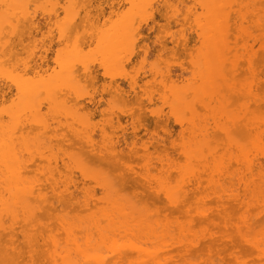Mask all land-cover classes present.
Segmentation results:
<instances>
[{"label":"bare ground","instance_id":"bare-ground-1","mask_svg":"<svg viewBox=\"0 0 264 264\" xmlns=\"http://www.w3.org/2000/svg\"><path fill=\"white\" fill-rule=\"evenodd\" d=\"M188 1L192 5L187 6L183 0H102L107 4V12L103 14L100 2L93 6L92 0H0V264H169L171 259L167 254L173 243H179L178 250L188 255L199 245L200 234L191 229L194 219L199 223H213L212 214L224 213L221 221H227L229 215L232 220L234 213L227 215L226 210L239 205L242 209L239 212H242L238 221H234L233 229L243 243L264 258V228L258 235L250 236L253 232H250L253 229L251 217L264 212V161L260 160L264 159V115L247 117L251 110L249 102H254L258 110L260 101L264 103V94L260 96L253 88L258 82L255 81L258 72L250 56L246 63L252 78L244 79L246 82L239 83L241 86L237 89L238 94L246 98L241 97L246 101L240 105L242 119L240 114L230 113L232 109H228L226 97L229 99V94L225 96V92L230 87L224 92L225 87L222 88L235 77L233 72L238 70L239 64L236 59L241 57L235 54L230 56L233 59L228 58L232 50L228 43L229 18L235 5V16L239 20L246 18V11L241 10L246 0ZM257 1L259 3L255 4L260 8L248 0L244 7L247 11L252 7L249 5L257 7H253L257 10L252 9L257 17L254 21L264 31V16L260 15L264 5L260 6L262 1ZM156 5L163 6L165 15L169 14L165 16L163 12L166 18L182 16L180 25L190 24L191 19L193 24L189 28H194L196 41H199L190 81L187 78L190 75L185 76L189 82L178 86L177 76L171 77L166 60L164 70L156 65L149 69L150 76L162 87V94L161 88L157 89L161 94L159 99L168 104L181 133L188 132L186 139L181 138L174 149L182 162L163 150L164 154L154 155L155 151H150L146 144L151 143L149 140L140 143L141 150L134 149L132 144L135 143L132 139L127 142L126 136H123V143L120 142L119 131L124 135L120 117L116 115L114 121L109 117L98 124L83 102L84 99L93 102L87 87L97 79V70H101L109 79L102 89L112 97L116 111H126L127 97L135 93L136 86L132 75L126 76L123 71L131 61L139 30L134 20L146 21ZM38 14L45 19L47 28L45 34L41 33L43 38L46 36L49 42L55 37L59 45L53 51L50 64L45 60L46 41L42 35L38 41L33 34L39 28ZM235 28L241 30V34L243 31L246 37L252 36L239 26ZM169 37L172 46L187 45L185 28ZM258 41L259 47L264 48L262 37ZM160 44V50L167 48L164 41ZM244 47L242 50L246 52L242 54H251L252 47ZM144 58L145 51L142 60ZM121 72L126 76L127 89L115 79ZM183 78L182 81L187 80ZM144 93L151 101V91ZM214 101L218 110L212 109V114L209 110L210 125L208 117L209 122L206 117L198 116L195 106L198 103L203 109H211ZM113 106L110 105L114 110ZM150 111L162 116L160 108ZM129 113L132 118L131 111ZM186 113L189 116L186 117ZM243 120L246 121L240 126ZM238 123L243 142L237 140L238 137L230 138L234 132L231 130L239 127ZM217 131L226 139L215 143L211 136ZM121 144L125 145L126 152L128 149L127 153L120 148ZM132 150L142 162L138 169L129 161H132ZM122 153L126 156L130 153L129 160H124L126 156L123 159ZM91 160L94 161L92 165L89 164ZM110 160L124 161L117 166ZM98 161L101 163L97 164ZM102 163L106 164L101 167L107 172V168H113L109 174H118L124 167L126 178L128 174L131 179L135 175L134 180L141 182L138 186L144 185L140 187L143 190V187L148 188V193L157 197L154 201L160 197L164 201L160 204L167 212L177 211L182 214L180 216H186L187 220L177 227V236L165 221L164 208H155L163 211L164 218H161L145 206L141 207L148 203L147 200L146 204L142 203L143 195H136L142 202L138 198L133 200L132 195H122L118 176H122L123 181L125 173L111 176L101 170ZM116 168L118 170L114 171ZM123 182L125 184L126 180ZM95 187L99 189V197H96ZM211 205L216 209L212 210ZM253 205L259 206L251 215L248 211ZM44 215H49L47 219L52 221L44 222ZM20 236L28 255L17 260L22 255L17 245ZM188 263L202 264L194 260Z\"/></svg>","mask_w":264,"mask_h":264},{"label":"rangeland","instance_id":"rangeland-1","mask_svg":"<svg viewBox=\"0 0 264 264\" xmlns=\"http://www.w3.org/2000/svg\"><path fill=\"white\" fill-rule=\"evenodd\" d=\"M238 1H241V0H238ZM248 1L251 4L253 3V1H250V0H248ZM260 1H262V3L260 2V6H261V4L264 5V0H260ZM99 2H100L99 7L103 8V10H102L103 14H106L107 4L102 2V0H92L93 6ZM183 2H185L186 5L187 4L192 5L191 2L188 0H183ZM249 2H247V0L245 2L243 1L241 6H243V5L245 6V3L247 4ZM257 2H258L257 0H256V2L254 0L253 4L256 5L255 3H257ZM160 5H156L157 7L153 6V9L151 12V17L148 18L146 21L140 20L139 18H136L137 20L136 19L134 20V22H137V24L139 25V27H138L139 30H138V34L135 37L136 42L134 41L135 45L133 47L134 49H132V55H131L132 58H130L131 61L129 60L130 61V62H128L129 64L127 63L128 65L124 68L125 70H123V71L124 72L126 71L125 72L126 76H128V74H130V75H132V79L136 80L135 93L137 95L133 92L131 94H129V96L127 97V103H129V104L126 106V111L120 112V111H118V109L116 111V106H113L112 97L105 90L102 89L103 86H105L108 83L109 79H108V77H104L101 74V70L100 71L97 70V73H96L97 79H95L93 84L88 85V87H87L88 93L93 96V100H92L93 102L91 103L90 101L85 100V99L83 100V102L85 101L84 103L88 105L90 112L92 114V117H93V121L98 123V124H101V122L103 120H107L109 117H113V121L115 120L116 115H118L120 117V123H121L120 127L124 128V130H123L124 135H122V136H121L122 131H119L120 127L118 128V131H119L118 134L120 135V142L123 141V138H124L123 136H126L127 142H130L132 139V142L135 143V144H132V147L134 146V149H139V148H141V146H139V145H141L140 144L141 142H144V141L146 142L149 140V142H151V143L146 142V144L149 145L150 151H152V152L155 151V152H153L154 155H156L157 153L160 155V153L161 152L163 153V151H164V153L168 152L169 156H172V158H174L175 160L178 159V160H180V162H182L183 161V160L181 161L182 157L180 156L181 159L177 158L176 156H178V155L175 154L177 152L174 149L177 147L178 143H180V141L182 140L181 138L186 139L188 132L184 131V134L186 132V135L184 137L183 136L184 134L181 133V128H180L179 124L177 122H174L175 120L173 121L174 118L170 114L171 112L169 111L170 108L168 107V104L166 105V103L165 104L162 103V101L159 99L160 98L159 96L163 93L162 92L163 90H162V87H159L160 85L157 82L158 80L154 81L153 77L150 76L151 72L149 71V69H150L151 65H154V66L156 65L158 68H161L162 70H164L165 66H166L164 61L166 60L167 61L166 63L168 65V69H169V74L171 75V77H173L175 79L177 76V78L175 79V81L177 80L176 81L177 83L176 82L175 83L178 86H180L181 83L183 85V84L189 82L190 78H191V74H192L191 72H193L192 60H193V58L196 57L195 55L198 52L197 50L199 49L198 48L199 47V45H198L199 41L198 40H197L198 42L196 41L197 38H196L195 32H193L194 28L193 27L189 28L190 25L193 24L191 22V19L189 20L190 24H189V22H187L184 25H180L182 16H178V17L171 16L169 18H166L165 16L166 15L168 16L169 14L165 15V11H163L164 8H163V6H160ZM254 5H249L248 7H250V6H252V7H251V9L248 8L249 9L248 11L246 9L247 7L246 8L244 6L242 7V9H241L242 12L246 11L245 12L246 18H244L243 20H239L238 16H235V14L233 12H234V10L237 9V6L236 5L233 6V12H231V16L229 18L230 19L229 20L230 30L228 32V34H229L228 43L230 45V48H232V50L230 49L231 51H229V54H228L229 57L228 58L233 59L231 57L232 56L234 57L235 54L238 57L239 56H241V57H239V59H236L237 56H235L236 58H234V59L239 60L238 61L239 64H238V68H237L238 70L233 72L235 74V77H233L234 74L232 73L231 77H233V78L231 80H229L230 82H227V83H229V85L225 83V85H227V86H225V85L222 86V88L225 87V89L223 88L224 90L223 89L222 90L224 92V91H226V87H228V86L230 87L231 91L228 89L229 88L228 87L227 88L228 90L226 91L228 93L225 92V96H227L229 94L228 95L229 99H227V97H226V100L229 103V105H228L229 107L228 106L227 107H228V109H232L230 111V113L233 112V114H236V115L240 114L239 115L240 119H242L241 118V113H242L241 111L242 110H240V108H241L240 105L242 104L241 103L242 101H243V103L246 102V101H244V100H246V98L239 95L238 94L239 92H237V89L242 85L241 82L244 84L246 81H249V79L252 78L250 76V74H248L249 69L247 68L248 64L246 63L247 62L246 60H247V58H249V56L251 57V59H253L254 66H256V68H257V71H255V72L256 73L258 72L257 73L258 75L255 76V79H256L255 81H258V82H256L257 84H255L253 86V88H254L255 92H257L260 96L262 94H264V48L259 47V41H258L259 37H260V39L262 37V39L264 40V31L261 30L260 27L256 26V24H255L256 21H254V20H256L257 17H255L256 14H254V11H252V9L257 8L256 6H258V8H260V7L258 4L256 6H254ZM93 6L91 7L92 11H94V9H95V7H93ZM253 7H255V8H253ZM261 8L263 9L264 6ZM255 10H257V9H255ZM196 11L200 12V9L197 8ZM163 12H164V14H163ZM263 12L260 13L261 16H264ZM255 13H257V11H255ZM162 14L165 16H163ZM37 18L39 21V28H37L35 31H33V34L35 35V38L38 40L41 38V35H42L41 33H43V34L46 33L47 28L45 27V19L40 14H38ZM137 24L135 26H138ZM235 26L236 27L239 26V29L240 28L243 30L245 29L248 33L252 34L251 37L252 38L255 37L254 40L250 36L246 37V35L243 31L241 34V30H238L237 28H235ZM181 28H185L186 37L188 40L186 43L187 45L186 46L184 45L185 47L183 46V44H181L179 46L178 45L172 46V44L170 42H168L170 40L169 36L171 33L176 35L180 31ZM247 32H246V34H247ZM243 35H245L246 38H243ZM253 35H255V36H253ZM256 36H257V38H256ZM42 38H43V35H42ZM43 39L46 41L45 47L48 48L46 50L45 60L48 61V64H50L51 57L53 56V51H54V49L59 47V45L57 44V38H55V37L49 42H47L48 38H46V36ZM160 41L161 42L164 41L166 43L167 48L165 47L166 48L165 50L159 49L161 46ZM244 45H249L250 48L252 47L251 49L248 48V50L249 49L251 50V51L249 50L251 54L247 53L248 56L246 55V53L242 54V53L246 52V50L245 51L242 50ZM17 48H19V46ZM244 48H246V46ZM235 50H236V52H235ZM144 51H145V58H144V60H142V57L144 55ZM31 64H33V61L30 62L29 65H31ZM44 67H45V65L42 64V68H44ZM96 68L97 67H95V69ZM256 68H255V70H256ZM247 69H248V71H247ZM124 72L117 74L115 76V79H116V81H118L120 83V86L123 89H127V82H126V79H124L126 76H124ZM181 76H184V78ZM185 76L186 77L189 76V77H187L189 79V81ZM180 77L183 78V80L184 79H187V80L182 81ZM258 77H259V79H258ZM178 78H179L180 82L178 81ZM244 79H246L245 82L243 81ZM146 81H148V84H146ZM179 83H180V85H179ZM158 87L161 88V92H160L161 94L159 93L160 90L159 91L157 90V89H159ZM154 89H156V90H154ZM146 90L151 91V93H150L151 101H148V99H147L148 95L146 93H144V91H146ZM142 93H144V94H142ZM241 97L244 98V100H242ZM85 98L87 99L88 97H85ZM128 99L132 102L131 103L132 106L130 105V101H128ZM213 103L216 104L215 101ZM213 103L210 104V106L212 105L211 109L208 107L203 109V108H201V106H199L200 104L197 103L196 104L197 106H195V108H197L196 111L199 114L198 116L202 115V117L203 116L206 117V120H207L209 118V116H208L210 114L209 112L212 109L218 110L216 108V107H218V105L216 104V106H215V105H213ZM260 103H261V104H259L260 108L258 106V108H259L258 110L263 109L261 106L264 107V103H262L261 101H260ZM249 104H250L251 110L249 111L247 117H251V116L256 115V114H257L256 116H258V115L263 116L264 115V112H263L264 109L261 110L260 112H258V110H255L254 102L250 101ZM110 105H111V107L113 106L115 109L114 110L111 109ZM128 106H130V108L132 107V109H128L129 108ZM157 108L158 109L160 108V110L162 111L161 112L162 114L160 113L162 116L158 115L159 118H157L158 116L156 114H154V113L152 114L150 111L152 109L157 110ZM161 108H163V109H161ZM127 109H128V111H127ZM110 110H112L113 113H110ZM205 110H207L208 112ZM130 111L132 113V116H131L132 118L129 117L130 115L128 116V113ZM166 113L169 115H166ZM188 114L189 113H186L185 116L186 117L189 116ZM211 114H212V111H211ZM211 114H210V116H211ZM202 117H200V118H202ZM209 119H210V122H209ZM209 119L207 121L211 125L212 124L211 123L212 118L210 117ZM131 121H132V125H131ZM245 121L246 120L240 121V126ZM236 125L239 126V123ZM240 126L235 128L234 130L232 129L233 126L231 127V129H232L231 131H234L233 134L231 133L232 134V137L230 136L231 139L235 140V138H237V137L240 139L242 138L240 132H238V130L240 131ZM106 129H107V131H110L109 127L107 125H106ZM179 130H180V132H179ZM210 131L214 133V130L213 131L210 130ZM213 133L211 136L212 137L211 140H213L215 143H216V141H222L221 138L226 139L225 135L221 134V132L217 131L216 134H214V135H213ZM94 135H96V137H97V133H95ZM129 136H131L132 138ZM149 137H152V138H149ZM238 138H237V140H239L240 142L244 141L242 139H241L242 140L241 141ZM212 143L213 142H211V146H214V143L213 144ZM174 144H176L175 147H174ZM221 147L222 146H219V148H221ZM74 148H77V146L75 145ZM120 148H123L124 153L128 152V149L126 152V147L124 144H121ZM139 150H141V149H139ZM120 153H121V151H120ZM124 153H122L123 159L126 156ZM139 153L141 154V151ZM122 154H121V156H122ZM128 154H130V153H128ZM128 154L124 160H129L130 155L128 156ZM154 155H153V157H155ZM131 157H130V159H132V161L129 160L130 162H132L131 165L134 166V168L138 169V166H140V164H142V162H140L138 160V157L136 154H133V150H132ZM126 158H128V159H126ZM124 160H122V161H124ZM260 160L264 161V159L262 157L260 158ZM106 161H107V163L109 162L108 160H106ZM106 161L104 163H106ZM113 161H111V162H113ZM122 161H117V162L114 161L115 163L114 162L113 163L117 164V166H118V162L121 165ZM152 161L156 162V159H153ZM98 162L99 163H97V164L101 163V161H98ZM137 162H138V165H137ZM155 162H153V163L155 164ZM93 163H94L93 160L89 161L90 165H92ZM94 165H96V164H94ZM102 165L106 166V164L102 163L100 165V167ZM109 165H107V166H109ZM100 167H98V168L100 169ZM103 167H101V170L104 169V171H106V173H108V174H109L110 169L113 170L112 167L110 169L107 168L108 169V172H107L105 167L104 168ZM114 167H115V165H114ZM232 167L235 168L236 164L233 163ZM117 168L114 171L118 170ZM123 168H122V170H123ZM119 170H120V167H119ZM121 171L120 172L118 171V172L119 173H125L126 172L125 170H123V172H121ZM112 174H113V176H114V174H116L118 176L117 173H110L109 175L112 176ZM126 174L127 173H125L124 175L122 174L123 176H125V179H123V181L126 180L125 184L121 180L122 176H120V175L118 176L119 180L123 184V185L119 184V186L120 187L122 186L121 188H123L122 189V193H123L122 195L126 194L124 196L128 195V197H130V195H132L131 198L133 200L138 198L139 200L138 199L137 200L141 201V202H142V199H144L142 203H145L146 202L145 200H147L148 203L147 204L145 203L146 205L141 204V207L145 206V208H148L151 211V213H153V214L157 213L158 215H160L161 218L162 217L164 218V216H163L164 213H162L163 211H161V212L159 211V210H162V208H164L163 205L160 204V203H164V201L162 199H160V197H158V200L160 199L159 202L157 199H155L157 202L154 201L153 198H157V197L154 194L153 195L155 197L152 196L151 195L152 193L149 194L148 188L146 189V187H143V188H145V190L140 188L144 185L138 186L141 182L138 183L139 180H137L136 177H135L136 180H134L135 175H133V178L131 179V178H129L130 177L129 174L127 175L129 177L126 178ZM76 176H77V174H76ZM115 179H117V178H115ZM116 181H118V179ZM118 183H119V181H118ZM117 187H118V184H117ZM120 187H119V189H120ZM94 191H96L95 192L96 197L97 196L99 197L101 195L99 192V189L97 187L94 188ZM150 191L152 192V190H150ZM147 194H149L148 195L149 197H145V195H147ZM136 195H139V196L143 195L144 198H142L140 200L141 197L140 198L138 196L136 197ZM149 198H150V200H149ZM161 200L163 202H161ZM99 205L101 206L102 203H99ZM165 206H167V205L165 204ZM253 206H249L250 208H249L248 212L251 215H252V213L254 214L255 211H258L257 208L259 205L258 206L253 205ZM234 207H232V209L234 208L235 211H233L230 208H228L226 210L227 215L234 213L233 217L235 219L231 215L232 220H229L230 219V215H229V217H228L229 221L228 220L225 222L221 221L220 217L224 213H222V214L219 213L217 215L212 214V217L215 219L213 221V223H210V222L199 223L197 219L196 220L194 219L193 220L194 222L192 224L191 229H192V231L197 232L198 235L200 234L199 235L200 236L199 245L197 247H195L189 255L187 253H184V251L178 250V249H180L179 243L178 244L173 243L172 246L169 245L170 246L169 248L172 249L167 254V256L170 257V259H171V262H169V264H189L188 263L189 260H194L197 263H202V264H206L209 262L212 264H255L254 261H257V260L260 262L263 257L261 258V256H258L257 252L252 251L250 245H248V244L246 245V243H243L242 239L237 235V233L233 229V224L235 223L234 221L236 219H237L236 221H238L239 215H241L240 212H242V211L239 212V210H242V209H239L240 205H239V207L238 206H234ZM236 207H238V208H236ZM155 208H158L159 210L155 209ZM165 208H164V210L166 211L167 209H165ZM211 209L215 210L216 208L213 205ZM236 209H238V211H236ZM254 209H256V210H254ZM50 212L51 211H49V213ZM166 212H165V214H166ZM212 212L214 213L215 211H212ZM260 212L261 213L258 212L259 214L255 215V216L253 215L254 217L253 216L251 217L252 218L251 221L253 223V225H252L253 229H250V232H252V231L253 232L250 233V236L255 235V234L258 235L259 231H261V229L264 228L263 227L264 226V212L263 211H260ZM54 213H56V212H54ZM85 213L82 212L81 214L84 215ZM176 213H177V211L172 212L169 210L166 214V217H165V219H166L165 221H167L168 224L172 228H174L175 236H177V234H178L176 232H178L177 227L180 224V222L182 223V222H185L187 220L186 216H184V217L180 216V215H182V214H180V212L177 213L178 215ZM157 214H156V216H158ZM183 214H184V212H183ZM215 214H216V212H215ZM48 216L49 215H44L42 218V220L46 223H49L52 221L50 219H47ZM154 217H155V215H154ZM226 217L227 216H225V218ZM251 221H250V223H251ZM201 234H204V237ZM188 237H190V235ZM252 237H254V236H252ZM168 243H170V242H168ZM17 245H18L19 251L22 254L20 257H18L17 260H21L23 257H26L28 255V253H26L27 247L25 245V241L23 238H21V236L18 238ZM177 246H179V247L176 249L175 247H177ZM250 250H251V252H250ZM175 260H177V261H175ZM263 260H264V258H263ZM263 260L261 261L262 264L264 263ZM258 261L256 262V264L259 263ZM251 262H253V263H251ZM261 262H260V264H261Z\"/></svg>","mask_w":264,"mask_h":264}]
</instances>
